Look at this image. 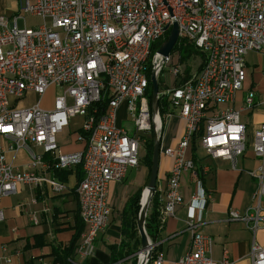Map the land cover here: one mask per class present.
I'll return each instance as SVG.
<instances>
[{"label": "built area", "instance_id": "2783aa9c", "mask_svg": "<svg viewBox=\"0 0 264 264\" xmlns=\"http://www.w3.org/2000/svg\"><path fill=\"white\" fill-rule=\"evenodd\" d=\"M27 15L41 23L18 28L17 21ZM174 23L177 50L164 57L158 50ZM186 46L201 58L200 68L189 76L180 63L179 48ZM248 53L263 57L264 78V0H26L14 16L0 15V137L11 138L9 150L23 149L29 158L27 169L19 171L0 152V200L17 193L20 185L46 183L54 193L61 192L62 183L34 172L44 156L54 171L79 168L83 177L75 192L86 229L77 253L90 259L112 212L109 185L139 167L141 141L147 148V136L161 131L159 111L152 117L148 98L154 73L165 115L176 111L184 123L180 142L163 151L172 165L163 198L157 188L152 197L159 204V219L173 217L183 204L180 180L194 170L187 156L192 144L233 168L250 145L260 161L248 172L258 183L256 204L245 212L229 209L227 220L242 223L255 236L264 228V121L249 142L241 114H252L264 98L253 85L245 89ZM164 75L173 78L172 84ZM51 87L57 90L52 108H42L39 101L21 105L29 93L41 99ZM239 92L243 97L235 106ZM122 104L131 130L117 124ZM220 104L231 107L220 110ZM76 117L82 119L76 140L83 147L62 153L57 136ZM211 198L203 191L192 195L185 220L190 247L173 264H233L226 250L219 261L213 259V239L201 231ZM156 247H150L151 264H163ZM250 258L251 264H264V246L253 242Z\"/></svg>", "mask_w": 264, "mask_h": 264}, {"label": "crops", "instance_id": "0c3cea01", "mask_svg": "<svg viewBox=\"0 0 264 264\" xmlns=\"http://www.w3.org/2000/svg\"><path fill=\"white\" fill-rule=\"evenodd\" d=\"M25 1L0 0V15L14 16L21 11ZM19 2H21V6ZM24 27H30L27 26L26 20L23 21ZM49 90H52L53 96L57 91L52 87ZM241 93L243 97V92ZM45 95L39 99L33 93H29L21 105L29 107L39 101L42 108H52L53 96L49 106H43ZM239 95L240 93L236 95V99ZM240 103L237 105L236 102L235 106H239ZM256 113L255 110L250 115L246 114V117L258 115L259 120L255 125L257 129L259 124L264 121V111L260 115ZM162 118L173 120L177 117H174L173 114L168 117L160 116V157L156 185L157 190L161 191L160 198H163L161 194L166 188L168 172L172 165V160L164 156L163 151L174 148L180 142L184 132V123L179 118H177L181 124L179 128L164 132ZM123 119H126L125 104H122L118 110L117 124L122 126ZM241 122L247 126L242 119ZM61 134L63 132L58 136ZM250 140L248 141L250 142ZM10 146H14V141L11 138L0 137V152L4 153L6 160L16 170L25 171L29 162L28 154L23 149L9 150ZM58 146L62 153H72L81 150L83 144L77 142L76 133H74L71 144L68 146L58 144ZM34 150L40 151L38 148H34ZM187 156L194 161V170L185 172L181 176L180 191L183 204L175 209L173 217L167 218L163 222L159 219L158 201L156 204L158 215L155 224L159 226L155 232L153 243L157 246L156 251L162 255L163 264H173L188 251L191 243V234L185 227L188 203L192 195L200 191L210 193L212 197L206 203L202 213L205 224L201 231L213 239V259L219 261L223 250H226L233 264H251V246L253 242L264 246V228L258 230L254 236L242 223L228 221L227 212L229 209L245 212L256 204L253 195L257 190L258 183L256 179L249 176L248 172L259 165V159L254 156L250 145L247 146L244 155L237 160L235 168L227 160L206 156L199 143H195L193 147L189 148ZM47 162L49 159L44 156V164L34 172L46 180L62 183L64 189L61 192L54 193L46 183L38 187L20 185L17 193L0 200V210L3 215V220L0 221V264H54V254H60L72 242H74V246L71 247L67 259L69 264H124L128 258L125 254L133 249L137 235L133 234L134 214L126 206L129 199L136 192L142 190L146 170L149 168L146 166L131 169L122 182H113L109 185L108 200L112 212L108 226L98 234L95 240L94 255L90 259L83 260L79 257L77 248L86 228L78 214L75 192L83 174L79 168L54 171L45 165ZM133 170L138 171L140 181L133 189L126 192L129 175ZM119 200H121V204L118 206ZM262 206H264V199ZM120 255L124 257L113 263L112 258H118Z\"/></svg>", "mask_w": 264, "mask_h": 264}, {"label": "rangeland", "instance_id": "374dc122", "mask_svg": "<svg viewBox=\"0 0 264 264\" xmlns=\"http://www.w3.org/2000/svg\"><path fill=\"white\" fill-rule=\"evenodd\" d=\"M19 5L21 6V2H19ZM25 20H26L27 26H30V27L37 26L38 24L41 23L39 18L30 16V15L25 16ZM18 27L23 28V20L18 21ZM245 61L247 63L245 89H249L253 85L254 88L262 94L261 98H264V95H263L264 94V78H263L262 73H261V64L263 61V57L257 53H248L245 56ZM180 63L183 66L182 70L184 71V75L189 76L190 73L194 74L198 71V69L200 68V65H201V58L198 55V53H196V52L192 53V55H190L189 57H184L181 55L180 56ZM164 78H165V80H167L166 75H164L163 79ZM167 82L169 83V85L172 84V82H173V78L170 75H168ZM239 93H240V95L237 96V99H236L237 105L240 103V100L242 98V93L241 92H239ZM52 96H53L52 90H49L47 92V94L45 95V98L42 102L44 107L49 106V103L51 101ZM230 107H231V104H220L218 106V109L225 110V109H229ZM256 111H257L256 114H259V115L262 114V112L264 111V104L257 107ZM173 115H174V117H177L176 111L173 112ZM177 118H173V120L172 119H166L165 120V118H162V125L164 128V132H167L169 130H175V129L179 128V126L181 124ZM241 119L243 122H245L247 124V135H248V140H250L253 132L256 129L255 125L258 123V120H259L258 115H255L254 117H246V114H241ZM128 121L129 120H127V119H123L121 122V125L123 128L131 130L132 125ZM81 123H82V119L80 117L74 118L71 121L69 127L63 130V134L58 136V139H57L58 144L61 146H68L69 144H71L72 134L76 133V131L78 130ZM158 134H159V132H158ZM147 137H148L147 148L145 147V144L142 141L140 143V148H139V167H141V168L146 167V161H145L146 160V154H147V150L149 148V143L151 142V139H152V134H150V136L148 135ZM130 174L131 175H129L126 192L133 189L135 187V185L140 181V175H139L138 171L133 170ZM148 180H149V169L146 170L145 181L143 184V188L140 191V199H141V193L146 188ZM140 199H139V207H140ZM152 203H154V202L152 201ZM152 203L150 202V204H149L144 226H145V232H146V235L148 236V239L153 243V239L149 236V224H150L151 216H152L151 212L153 211ZM120 204H121V200H119L118 206ZM139 210H140V208H139ZM138 213H139V211H138ZM138 213L134 214V216H133V218H134L133 224L135 226H136V221L138 218ZM136 229H137V226H136ZM136 234L137 235L135 238L133 249L128 252V253H131V255H127L128 258L126 259L124 264H138V262H139L138 254L140 253L141 243H140V237H139L138 231L136 232Z\"/></svg>", "mask_w": 264, "mask_h": 264}, {"label": "water", "instance_id": "95a60500", "mask_svg": "<svg viewBox=\"0 0 264 264\" xmlns=\"http://www.w3.org/2000/svg\"><path fill=\"white\" fill-rule=\"evenodd\" d=\"M177 40H178V27L177 24L174 23L166 40L159 48L158 53L164 57L168 56L173 51ZM150 83H151L150 107H151V115L152 117H154L158 115V111H159L158 83L154 73H152L150 76ZM152 141H153V147H152V155H151V165L149 169V180L145 188L147 190V197L145 202L142 204L141 201H142L143 192L141 193L140 210L136 221L137 231L141 242L140 252H143L144 255L142 259L138 258L139 259L138 264H147L151 256L150 247L152 246V243L150 242L148 236L146 235L144 225H145V218L149 204L152 200L153 195L156 192V185L158 179L160 141H159V137L154 132L152 133Z\"/></svg>", "mask_w": 264, "mask_h": 264}, {"label": "trees", "instance_id": "16d2710c", "mask_svg": "<svg viewBox=\"0 0 264 264\" xmlns=\"http://www.w3.org/2000/svg\"><path fill=\"white\" fill-rule=\"evenodd\" d=\"M167 38V35L165 37V39ZM174 50H177V47H175ZM179 51L181 53L182 56L184 57H189L190 55H192V53H195L196 51L189 46L186 47H182L179 48ZM197 53V52H196ZM149 101L151 99V88L149 90ZM166 108L163 106V104L159 101V115L161 117H164L165 115V110ZM152 147H153V141L151 139V142L149 143V148L147 150V154H146V166L150 169V165H151V155H152ZM193 147V144H192ZM139 199H140V191L136 192L128 201L126 208L129 210H132L133 214H137L139 211ZM152 201L154 203H152L153 205V212L151 213V221L149 224V236L153 239V242L155 241L154 237H155V232L157 231V228L159 225H156V218H157V211H156V202L157 200L154 198H152ZM151 201V202H152ZM137 232L136 230V226H134L133 228V234H135ZM74 246V242L71 243V245H69L64 251H62L60 254H54L55 258H54V264H69L68 259V255L70 254V249L71 247ZM127 255H131V253L125 254V256ZM124 256H119L118 258H112V262L115 263L117 262L119 259H122ZM147 264H151V258L148 261Z\"/></svg>", "mask_w": 264, "mask_h": 264}, {"label": "bare ground", "instance_id": "6f19581e", "mask_svg": "<svg viewBox=\"0 0 264 264\" xmlns=\"http://www.w3.org/2000/svg\"><path fill=\"white\" fill-rule=\"evenodd\" d=\"M157 126H159V123L157 122ZM146 197H147V190L145 189L144 191H143V193H142V204L145 202V200H146ZM144 257V255H143V252H140L139 254H138V258H140V259H142Z\"/></svg>", "mask_w": 264, "mask_h": 264}]
</instances>
